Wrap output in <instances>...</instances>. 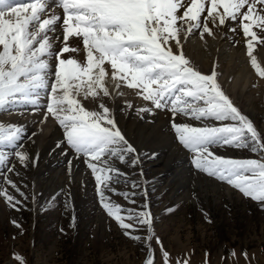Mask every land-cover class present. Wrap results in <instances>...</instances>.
Masks as SVG:
<instances>
[{
    "label": "snow or ice",
    "instance_id": "1",
    "mask_svg": "<svg viewBox=\"0 0 264 264\" xmlns=\"http://www.w3.org/2000/svg\"><path fill=\"white\" fill-rule=\"evenodd\" d=\"M57 8L62 10V22ZM229 21L239 24L251 66L264 78L253 55L255 44H264V0H0V110L25 104L35 112L42 91L47 92L44 119L54 118L63 128L69 148L84 157L107 215L125 236L147 243L153 238L151 213L129 209L122 215L125 210L104 195L107 188L129 199V193L110 188L109 182L123 175L111 161L117 158L125 163L126 156L137 150L103 102L99 110H88L76 98L83 95L95 101L100 93L109 96L104 81L110 66L114 81L141 89L138 94L151 102L152 108H139L138 113L154 109L172 113V128L180 144L194 153L196 169L226 182L264 208V159H232L211 151L213 146H231L264 154V135L224 93L215 68L211 74H203L183 53L182 35L186 40L199 31L203 39L205 34L214 35V28L227 27ZM58 27L62 28V41ZM229 30L237 31L235 27ZM70 38H76L75 46L70 45ZM57 42L62 45L58 50ZM80 43L85 60L65 58V54L79 52ZM53 59L54 65L50 63ZM177 114L219 123L200 127L176 123ZM24 131L23 126L0 122V145L11 146L21 165L29 161L28 152L19 143ZM7 162L8 155L0 151V165ZM131 163H139V156ZM13 170L14 166L8 169ZM0 196L9 204L14 201L6 190H0ZM138 226L147 227V236L132 235ZM156 242L160 243L159 238ZM161 252L163 264H169V253L162 246ZM244 255L247 259V253ZM14 259L25 264L17 254ZM144 264H154L150 244ZM183 264H189L188 260Z\"/></svg>",
    "mask_w": 264,
    "mask_h": 264
},
{
    "label": "rangeland",
    "instance_id": "2",
    "mask_svg": "<svg viewBox=\"0 0 264 264\" xmlns=\"http://www.w3.org/2000/svg\"><path fill=\"white\" fill-rule=\"evenodd\" d=\"M248 65L252 67L250 62ZM112 82H121L125 88L121 90L128 89L133 94L137 91L136 95L141 92L123 81L111 79ZM44 92L41 99L47 96ZM227 96L232 101L231 94ZM235 106L264 135V106L254 107L250 114L244 104ZM178 117L182 119L176 123H185V119L194 126L219 123L196 121L180 114ZM167 123V130L131 126V136L123 126L120 128L137 151L126 156L125 163L112 159L113 166L123 175L109 185L116 193L127 192L130 197L126 200L104 189L110 202L125 210L122 215L126 216L129 209L151 213L153 238L147 243L125 236L124 230L107 215L97 194L96 180L88 184L74 177L92 174V170L84 157L69 148L64 133L59 138L60 147H52L45 154L35 151L33 142L24 147L29 154L26 165L19 163L11 146L0 145V151L8 155V162L0 165V190L14 197L9 204L0 196V264H19L14 254L22 257L25 264H144L148 244L154 264H163L161 246L169 253V264H183L184 260L189 264H264V208L226 182L196 169L192 163L194 153L180 144L173 122ZM135 130L140 131L134 133ZM25 138L23 143L30 137ZM211 151L232 159H264V154L248 148L213 146ZM137 155L139 163L132 166L131 159ZM49 158L64 162L62 176H68L70 181L62 184L53 176L35 172L40 161ZM13 166L14 170L8 171ZM34 172L43 175L38 186ZM145 203L147 209L143 207ZM147 234L146 226H138L132 232L142 238Z\"/></svg>",
    "mask_w": 264,
    "mask_h": 264
},
{
    "label": "bare ground",
    "instance_id": "3",
    "mask_svg": "<svg viewBox=\"0 0 264 264\" xmlns=\"http://www.w3.org/2000/svg\"><path fill=\"white\" fill-rule=\"evenodd\" d=\"M25 2H28V0H25ZM182 11L183 10H181V12ZM56 12L61 16L62 22V10L57 8ZM203 15H206V12ZM232 27H235L237 31H230L229 29ZM254 30L260 34L259 29L254 28ZM213 31L214 35L209 36L205 34L203 39L200 38L199 31H194L186 40L182 35L181 42L183 44V53L185 57L190 61L192 66L203 74H211L213 68H215L217 82L224 93L226 95L231 94L232 101L235 102V105L244 104L243 107H245L247 113H252L256 106L263 107L264 78H261L256 70L248 65L250 57L247 55L245 38L240 30L239 24L229 21L227 27L214 28ZM58 35L60 41H62V28L58 27ZM76 43V38H70L71 46H75ZM56 46L58 50L62 45L57 42ZM79 47V52L65 54V58L70 57L75 58L77 61H84L85 53L82 43H80ZM253 55L256 57L260 68L264 70V44H255ZM50 63L54 65L55 60L53 59ZM52 71H54V68ZM108 73L104 81V86L107 87L110 94L109 96L105 97L103 93H100L95 101H93L91 97L85 99L83 95L76 97L86 109L99 110V104L103 102L105 106L112 110L118 127L121 128L123 126L130 136L134 135L131 126H137L139 128L155 126L164 129L167 120L173 122V115L167 109H154L151 113H138L137 109L139 108H152L151 102L145 101L141 95H136L135 93L137 91L133 94L128 91V89L121 90L125 89L121 86V82L119 83V87L113 88L114 85L117 86V84L114 82L111 83L110 66H108ZM108 77L111 79L108 80ZM52 78L53 77H51V79ZM45 97V99L40 98V104L35 112H33V106L25 104H13L10 105L8 109L0 110V122L6 125L15 124L23 126L25 131L22 140L26 139L25 137L27 136L30 137L24 143L22 140L19 143H23L24 147H28L33 142L34 150L40 151L43 154L52 147H58L59 138H61L64 133L63 128L60 127L59 123L54 118L49 116L47 120L44 119L43 113L46 111L47 105V96ZM129 104L131 107H128ZM178 115L179 114H177L175 118V122H177V119H182L181 117L179 118ZM183 120L187 123L185 119ZM197 127L200 126L198 125ZM139 131L140 130H135L134 133H138ZM145 131H149V129ZM57 150L60 152V149ZM55 152L57 153V151ZM63 165L64 162L62 160L49 158L40 161L35 167V172H44L43 174H47L49 177L53 176L59 183L65 184L70 181V179L68 176H62V173H64L62 172ZM35 172L34 181L38 186L43 175H37ZM74 177L88 184H93L95 180L92 174H85L84 176L74 174Z\"/></svg>",
    "mask_w": 264,
    "mask_h": 264
}]
</instances>
